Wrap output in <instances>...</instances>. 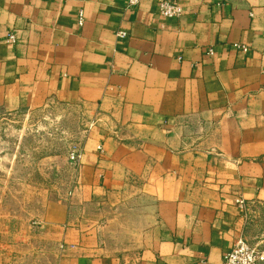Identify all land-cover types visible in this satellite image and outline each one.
<instances>
[{
  "label": "crops",
  "instance_id": "0c3cea01",
  "mask_svg": "<svg viewBox=\"0 0 264 264\" xmlns=\"http://www.w3.org/2000/svg\"><path fill=\"white\" fill-rule=\"evenodd\" d=\"M127 1L0 0V110L85 126L0 264H222L264 204V0Z\"/></svg>",
  "mask_w": 264,
  "mask_h": 264
},
{
  "label": "rangeland",
  "instance_id": "374dc122",
  "mask_svg": "<svg viewBox=\"0 0 264 264\" xmlns=\"http://www.w3.org/2000/svg\"><path fill=\"white\" fill-rule=\"evenodd\" d=\"M84 131L82 115L66 105L0 110V252L14 234L3 232L4 223L15 220L23 204H34L51 188L57 192L55 186L68 169V156L79 148ZM241 235L264 250V204L249 208Z\"/></svg>",
  "mask_w": 264,
  "mask_h": 264
},
{
  "label": "built area",
  "instance_id": "2783aa9c",
  "mask_svg": "<svg viewBox=\"0 0 264 264\" xmlns=\"http://www.w3.org/2000/svg\"><path fill=\"white\" fill-rule=\"evenodd\" d=\"M140 0H128L127 4L136 5ZM158 12L162 17H179L183 13L182 6L172 0H159ZM83 23V14L79 13V25ZM116 36L124 38L127 36L125 30H118ZM6 40L8 42H16V36L14 33H8ZM238 48L243 51H247L248 47L245 44H236ZM209 54H213L212 49L208 50ZM91 126V124L89 125ZM97 150L102 152V145H97ZM82 152L80 149L71 152L68 159L73 162H78L81 158ZM70 194V191L68 192ZM239 205L243 207V200L237 199ZM222 264H264V250H258L256 247L248 243L242 236L238 237L233 244L232 248L226 252L223 256Z\"/></svg>",
  "mask_w": 264,
  "mask_h": 264
}]
</instances>
